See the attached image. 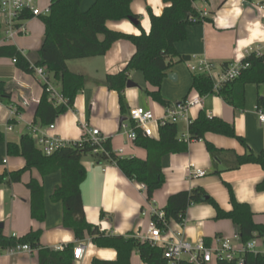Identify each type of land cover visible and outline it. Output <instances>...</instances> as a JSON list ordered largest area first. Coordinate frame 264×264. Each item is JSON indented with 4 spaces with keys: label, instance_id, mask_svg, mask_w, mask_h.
<instances>
[{
    "label": "crops",
    "instance_id": "crops-1",
    "mask_svg": "<svg viewBox=\"0 0 264 264\" xmlns=\"http://www.w3.org/2000/svg\"><path fill=\"white\" fill-rule=\"evenodd\" d=\"M38 8L43 11L49 8L52 0H36ZM96 0H82L81 10L86 12ZM148 8L156 16H160L165 8L163 0H134L131 11L139 15L140 25L144 32L150 34L151 22ZM199 13L208 14L210 21L193 24L187 28L185 41L175 45L182 56H189L192 64L207 58L216 64L220 71L236 62H243L257 50H264V9L257 3L247 0H209L195 5ZM27 33L10 41H0V45H14L19 51L24 52L26 58L34 66L39 61V50L44 41L45 25L40 19L32 18L25 22ZM110 30L131 35H140L142 32L130 20L120 22L109 21ZM136 53L133 44L121 40L113 44L104 57L89 58L85 60H72L67 67L73 73L80 74L86 79V86L76 97L73 110L61 116L55 123V129L49 131L50 135L60 137L67 142H79L86 130L98 129L105 140H111V148L121 158L136 157L146 159L147 151L137 147L129 141L127 135L121 133L120 125L123 115L120 111V98L118 93L109 90L104 85L105 77L109 74L121 73L127 66L131 57ZM164 79L161 88L162 96L173 105L184 102L193 91V74L188 64L178 63ZM227 64V66H225ZM171 74L177 78L169 79ZM134 88H126L128 101L127 111L143 107L151 111L156 118L161 119L166 114V107L157 109V102L148 98L145 93L138 96L137 92H130L139 87L132 73L129 75ZM0 82L6 85V90L12 94V101L16 106L6 105L0 101V130L6 135V141L0 143V175L24 169L25 159L20 156L8 154L9 142L19 143L26 134H32L31 127L35 122V113L44 92V85L38 77L20 71L13 60L0 58ZM51 82H57L51 77ZM152 91L149 84L145 87ZM144 92V91H143ZM198 95L197 92L194 97ZM248 104L243 110H235L224 99L215 94L202 97V105L188 110L192 111L195 119L200 111H205L209 117L222 118L232 124L237 135L245 139L252 152L260 153L264 149V125L258 122L255 107L260 100H264V84L260 86L248 85L246 87ZM143 97V98H142ZM145 98V100H144ZM25 101L28 104L25 105ZM140 101H144L142 106ZM16 115L12 114V108ZM153 109H155L153 111ZM20 113H17V111ZM96 116L99 123L90 127L89 117ZM129 115V114H127ZM188 117V116H187ZM126 118L125 120H127ZM124 120V121H125ZM12 121V122H11ZM119 124L118 134L116 133ZM158 132L157 126H154ZM189 139L183 135L182 140ZM205 140L211 142L218 149L225 150L221 162L215 163L205 145V141H191L189 151L185 154H173L162 159V170L166 179L165 186L157 191L152 201L148 200L142 184H138L122 175L119 168L110 162H100L94 156L84 157L87 176L81 187L83 209L86 220L90 225H96L101 231L113 235H135L138 238L146 235L151 222L150 208L164 209L171 196L182 191H189L201 187L212 196L221 209L231 210V197L229 185L240 203H246L254 213V221L264 225V192H258L256 186L264 180V171L258 164H246L239 168L236 165L235 155L244 154V147L236 140L207 134ZM191 164L196 170L205 173L204 177H193L189 173ZM194 170V171H196ZM31 179H36L44 186L45 209L48 215L44 223H39L32 218L31 193L27 184ZM61 184V173L41 176L38 170L26 172L21 182L10 186L0 187V223L4 225L7 236L22 238L30 231L41 230V246L55 250H62L67 245L75 248L80 242L76 240L72 230L62 226L63 205L54 203L52 194ZM104 214V216H102ZM216 210L209 204H195L189 208L183 224L172 222L166 239H171L182 234L191 243L209 241L215 245L217 238H230L235 240L238 230L231 220H215ZM86 252L82 261L77 264H92L94 258L100 260H115L117 252L114 249H103L92 243L90 237L84 241ZM257 251L264 255V240L257 239ZM33 249V248H32ZM131 264H145L140 260L137 252L132 254ZM0 264H38V251L28 253L9 254L0 252ZM76 264V263H75ZM216 264V263H214Z\"/></svg>",
    "mask_w": 264,
    "mask_h": 264
},
{
    "label": "trees",
    "instance_id": "trees-1",
    "mask_svg": "<svg viewBox=\"0 0 264 264\" xmlns=\"http://www.w3.org/2000/svg\"><path fill=\"white\" fill-rule=\"evenodd\" d=\"M134 0H96L95 4L86 12L81 10L82 0H52L49 7L50 13L40 16L45 25L44 41L39 52V61L35 67L46 68L53 80L60 86L62 96L67 103H56L50 100V95L44 86V92L35 113L34 126L49 127L57 122L61 115L73 110L77 95L86 86L84 76L72 73L67 67L72 60H85L89 58L104 57L113 44L126 40L134 45L136 53L131 57L127 66L121 73L107 75L104 85L111 91L118 93L120 98V111L125 118L127 114L126 98L124 91L127 88L129 75L134 71L143 74L144 81L150 85L152 91L144 90L145 95L154 102L164 107H170V103L162 97L161 88L167 72L178 63L189 62V56H182L175 48L176 43L186 40L187 28L193 24L210 21L208 16L199 13L195 5L209 0H163L165 8L160 16H156L148 8L151 29L150 34L144 32L140 25L141 17L134 15L131 4ZM249 3L255 0H247ZM32 14L26 11L21 19H32ZM134 19L141 30L140 35L119 33L108 28L109 21ZM3 25L0 21V40ZM0 58L15 60V65L20 71L34 75L35 68L26 58L24 52L19 51L14 45H0ZM243 62L250 65L243 70L234 81L223 84L219 92L214 91V82L206 75L193 76V89L201 97L215 94L221 96L224 101L235 110H243L246 105V87L248 85L260 86L264 84V55L257 56L252 53ZM227 66V64L225 65ZM0 101L6 105L16 106L12 101V94L6 90V85L0 82ZM259 106L264 107V100H260ZM17 113H20L18 110ZM129 113V112H128ZM129 117V115H128ZM126 119V118H125ZM12 122V121H11ZM189 141L179 138L177 124L167 123L160 125L155 138L144 137L142 131H138L137 147L147 151L146 159L136 157L121 158L111 148V140L103 144V148L109 152L95 153L97 149L90 141L87 134L83 135V142H76L70 147L59 149L48 157L41 149L32 134L23 136L19 143L7 144L8 154L20 156L25 159L26 167L22 170L4 173L0 175V187L10 186L21 182L23 175L34 169L41 176L61 173V184L55 189L51 198L54 203H62V226L72 230L76 240L83 241L90 237L92 243L103 249H114L117 252L115 260H100L94 258L92 264H131L132 254L137 252L140 260L145 264H169L164 258V251L157 248L149 241L141 240L135 235H113L101 231L98 226L90 225L86 220L83 209V197L81 187L85 182L87 172L82 165V160L87 156H94L100 162L115 164L123 176L138 184L145 186L146 196L149 201L154 199L157 191L161 190L166 179L162 170V159L173 154H185L189 151L191 141H205V145L215 163H220L222 153L225 150L218 149L211 142L205 140L207 134H216L236 140L244 149V154H236V165L239 168L246 164H258L264 171V149L260 153H254L246 144L245 139L239 135L232 124L224 119L209 117L205 111H200L198 116L189 121ZM6 141V135L0 130V143ZM231 197V210L221 209L215 199L201 187L189 191L174 194L168 200L166 207V222L183 224L189 208L195 204H209L216 210L215 220H231L237 227V235L242 243H248L254 237L264 240V225L254 221V213L246 203L238 202L229 185H227ZM31 193L32 218L39 223H44L48 215L45 209L44 186L36 179H31L27 184ZM258 192H264V180L256 186ZM104 216V214L102 215ZM156 221V217H152ZM157 226L163 229V224L157 222ZM43 232L30 231L26 236L18 238L7 236L4 228L0 227V252L12 250L17 246H30L38 251V264H74L73 245H67L64 249L55 250L41 246ZM207 246L209 241H203ZM244 264H264V255L258 253H246ZM180 264H189L182 261ZM216 264H238L227 260Z\"/></svg>",
    "mask_w": 264,
    "mask_h": 264
},
{
    "label": "built area",
    "instance_id": "built-area-1",
    "mask_svg": "<svg viewBox=\"0 0 264 264\" xmlns=\"http://www.w3.org/2000/svg\"><path fill=\"white\" fill-rule=\"evenodd\" d=\"M255 2L260 9H264V0H255ZM26 11L30 12L33 18H38V16L48 15L50 13V8L41 11L37 6L36 0H0V21L3 25L1 40L5 42L10 41L27 33L25 24L27 20L21 19ZM202 14L208 16L206 13ZM253 53L257 56H262L264 55V50L260 49ZM13 62L15 63L16 61L13 60ZM187 64L193 74L206 75L213 80L215 92H219L223 84L236 80L243 70L250 67V65L245 62H236V64H232L218 71L216 64L207 58L199 60L196 64L190 62H187ZM34 68L35 75L38 77L41 84L47 87L46 90L50 95V100L59 104H66L67 100L62 96L60 86H56L51 82V75L46 68L35 66ZM26 104H28V102L25 101V105ZM201 105L202 97L196 95L192 99L188 98L182 103L167 107L166 115L161 119L156 118L151 111L143 107L131 109L128 113V119L121 123L120 131L127 135L129 141L132 143L137 141L139 130L142 131L144 137L155 138L156 132L153 129L154 126L159 128L160 125H165L167 123L178 124L180 119L187 118L190 108ZM11 108L12 114L16 115L15 108ZM255 111L258 122L264 125V107L257 106L255 107ZM54 129L55 124L41 129L34 125L31 127V132L33 133L38 148L48 157L55 154L59 149L70 147L76 143L67 142L60 137L50 135L48 132ZM86 132L91 143L97 148L95 153H104L106 156L109 155V152L103 148V144L106 140L101 135V132H99L98 129H90V131L86 130ZM184 141L188 142L189 139L185 138ZM82 142L83 139L79 141V143ZM194 170H196V166L191 164L189 173L193 177L205 176L204 172ZM142 186L145 189V186ZM149 212L151 214V222L148 226L147 234L142 236L141 240L149 241L157 248L161 247L164 251V258L169 261V264H180L182 261H187L189 264H214L225 260L244 264L245 259L243 258L246 253H253L255 255L261 253L257 251V239L259 237H254L248 243H242L238 235L235 237V240L226 237L217 238L215 240V245L208 246L204 242L191 243L185 237L181 236L182 234L180 233L175 239H166L165 234H167L170 229L166 222V212H164L163 209L156 210L155 207H151ZM152 217H156V221H153ZM158 221L166 228L165 231L157 226ZM83 241H80L74 249V264H77V262L82 261L84 258L87 246H85ZM32 251L33 249L29 245H24L12 248V250H8L7 253L12 255L14 253H28Z\"/></svg>",
    "mask_w": 264,
    "mask_h": 264
},
{
    "label": "rangeland",
    "instance_id": "rangeland-1",
    "mask_svg": "<svg viewBox=\"0 0 264 264\" xmlns=\"http://www.w3.org/2000/svg\"><path fill=\"white\" fill-rule=\"evenodd\" d=\"M132 77L133 79L135 80V82L139 83V87L134 89V90H129L130 92L134 93V92H137L138 93V96H143L144 94V90H145V87L147 86V83L146 81H144V78H143V74L140 72V71H134L132 72ZM130 79V78H129ZM196 94V91L193 89V91L189 94V99H192L194 97V95ZM163 97V96H162ZM124 98H126V90L124 91ZM143 98V97H142ZM145 100V98H144ZM128 101V98H126V103ZM141 105L143 106L144 105V101H140ZM248 104V102H246V105ZM74 109H77V108H74ZM157 109L161 110L163 109V106L161 104H157ZM155 109H153L154 111ZM68 113V112H67ZM67 113L61 115V116H65ZM190 114L188 115L187 118H183V119H180L179 123L177 124V127H178V130H179V138L182 139L183 138V135L187 136V122H188V119L190 117H193V113L192 111L189 112ZM128 114V112H127ZM125 114V118H128V115ZM89 117V124H90V127H94L95 125H97L99 123V118L96 117V116H88ZM119 130V124H118V127H117V130H116V133L118 134L120 131ZM120 134V133H119Z\"/></svg>",
    "mask_w": 264,
    "mask_h": 264
},
{
    "label": "water",
    "instance_id": "water-1",
    "mask_svg": "<svg viewBox=\"0 0 264 264\" xmlns=\"http://www.w3.org/2000/svg\"><path fill=\"white\" fill-rule=\"evenodd\" d=\"M134 25H137V23H138V21H136V20H134V19H129ZM177 78V76H176V74H171L170 76H169V79L171 80V79H176ZM127 87L128 88H134V87H136V84L134 83V82H132L131 80H129L128 81V85H127ZM125 119H123L122 121H121V123L124 121ZM0 227L1 228H4V225L2 224V223H0Z\"/></svg>",
    "mask_w": 264,
    "mask_h": 264
}]
</instances>
